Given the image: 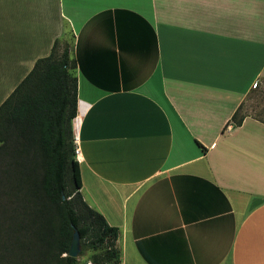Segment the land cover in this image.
I'll return each instance as SVG.
<instances>
[{
  "label": "crops",
  "instance_id": "0c3cea01",
  "mask_svg": "<svg viewBox=\"0 0 264 264\" xmlns=\"http://www.w3.org/2000/svg\"><path fill=\"white\" fill-rule=\"evenodd\" d=\"M67 34L80 191L120 263L264 264V119L240 115L264 0H0V105Z\"/></svg>",
  "mask_w": 264,
  "mask_h": 264
},
{
  "label": "trees",
  "instance_id": "16d2710c",
  "mask_svg": "<svg viewBox=\"0 0 264 264\" xmlns=\"http://www.w3.org/2000/svg\"><path fill=\"white\" fill-rule=\"evenodd\" d=\"M59 42L0 105V264H78L68 254L74 228L81 255L99 249L93 264H121L119 227L80 191L76 62L67 46L58 53ZM238 113L233 122L240 125Z\"/></svg>",
  "mask_w": 264,
  "mask_h": 264
},
{
  "label": "rangeland",
  "instance_id": "374dc122",
  "mask_svg": "<svg viewBox=\"0 0 264 264\" xmlns=\"http://www.w3.org/2000/svg\"><path fill=\"white\" fill-rule=\"evenodd\" d=\"M71 45H72L71 35L67 34V37L63 38L57 46L58 53H61L65 46L70 48ZM253 90L254 91L251 97L243 105V109L240 111V115L250 113L254 116L264 119V83L260 87L253 89ZM68 181H69V176H68ZM69 188H71V185H69ZM95 252L96 254L101 253L99 252V249L98 250H88L83 255L79 253V255L77 256L78 264H84L85 262H87V264L89 263L93 264L91 262V255L94 254Z\"/></svg>",
  "mask_w": 264,
  "mask_h": 264
},
{
  "label": "water",
  "instance_id": "95a60500",
  "mask_svg": "<svg viewBox=\"0 0 264 264\" xmlns=\"http://www.w3.org/2000/svg\"><path fill=\"white\" fill-rule=\"evenodd\" d=\"M81 252L80 233L77 228H74L72 242L68 254L72 257H77Z\"/></svg>",
  "mask_w": 264,
  "mask_h": 264
},
{
  "label": "built area",
  "instance_id": "2783aa9c",
  "mask_svg": "<svg viewBox=\"0 0 264 264\" xmlns=\"http://www.w3.org/2000/svg\"><path fill=\"white\" fill-rule=\"evenodd\" d=\"M74 144H75V153H77L78 152V147L76 145L77 144V135H74ZM89 264H91V263H89Z\"/></svg>",
  "mask_w": 264,
  "mask_h": 264
}]
</instances>
